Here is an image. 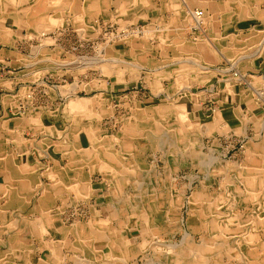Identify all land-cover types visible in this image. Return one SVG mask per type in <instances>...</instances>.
Masks as SVG:
<instances>
[{"label": "crops", "instance_id": "crops-1", "mask_svg": "<svg viewBox=\"0 0 264 264\" xmlns=\"http://www.w3.org/2000/svg\"><path fill=\"white\" fill-rule=\"evenodd\" d=\"M198 9L203 10L201 27H191L190 13ZM83 14L85 23L115 15L136 19L148 27L155 24L160 30L168 27V42H160L156 33L136 37V48L130 55L133 61L122 57L132 53V46L129 50L111 47L112 55H118L107 58L115 65L113 74H103L96 81H76L78 71L90 66H77L69 59L61 63V49L39 44L37 39L42 34L35 27L48 15L66 17L65 22L67 16L81 21L78 15ZM51 29L48 36L55 34L56 29ZM262 30L264 0H0V264H41L42 260L66 264L68 259L74 260L70 254L74 234L68 233V226L76 218L69 222L70 210L77 206L76 198L81 196L86 179L92 190L83 202L79 199L86 207L82 221L98 215L117 225L121 236L129 235L136 227L128 230L118 223L121 214L113 190L114 175L121 173L116 168L144 167L136 157L134 141L138 148L140 142L147 143L146 134L153 133L151 127L156 121L173 116L172 102L183 101L192 130L203 132V147L205 141L215 145L221 156L227 145L232 150L230 166L261 168L256 176L264 180ZM199 67L205 72L196 77L190 70ZM134 88L136 91L131 90ZM61 99L67 102L63 110ZM114 103L136 109V119L149 118L146 124L151 123V129L141 136L139 131L148 127L136 120L120 133H109L100 122L99 110L106 116L115 114ZM99 143L103 149L98 156L86 154L90 146ZM200 152L205 162L198 159L195 164L205 168L214 156ZM207 185L201 179L198 188L205 190ZM205 192L202 198L208 197ZM213 194V199L220 195L215 190ZM109 195L113 201L107 200ZM52 205L61 209L64 230L61 236L53 232L52 238L45 240L36 224ZM259 229L264 231V226ZM261 237L264 239V232ZM65 245L67 249H63ZM47 252L53 253L55 260L46 258ZM34 253L42 254L38 262L33 261Z\"/></svg>", "mask_w": 264, "mask_h": 264}, {"label": "bare ground", "instance_id": "bare-ground-1", "mask_svg": "<svg viewBox=\"0 0 264 264\" xmlns=\"http://www.w3.org/2000/svg\"><path fill=\"white\" fill-rule=\"evenodd\" d=\"M21 2L22 1H20V3ZM56 2H58V1H56ZM60 3H62V2L60 1ZM60 9L65 10V6L60 4ZM83 10H84V8H83ZM190 14L192 16L191 19H193V21L190 19L191 21H190L189 25L191 27L200 28L201 24H202V17L196 16L194 11L193 12L191 11ZM113 16H115V15H113ZM79 17L83 20L85 15L84 14L79 15ZM65 18L66 17H63V16L56 17L53 15H48L47 20L44 23H42L41 25L36 26L35 29L40 31L42 36L45 37L44 39H48V32H50V30H53V29L49 30V28H54V29L58 30L60 25H62L61 23H64ZM123 20L126 22H129V21H133L134 19L130 20V18H127V19H123ZM92 26L95 29V23H93ZM182 26H184V25H182ZM148 28L150 29V31L148 29L149 34L152 33L151 31H155L157 33V35L160 38H162V40L164 42H168L167 41V39H168V37H167L168 36V31H167L168 27H161V30L156 28L155 26H150ZM157 31H160V32L158 33ZM262 31H264V30H262ZM149 34H147V35L144 34V36L145 37L151 36ZM134 36H136V35H134ZM179 50H181V49H179ZM255 52L256 51H254V53ZM111 57L112 56H110V58ZM243 57H245V55ZM163 61H166V60H163ZM236 61H234V62H236ZM134 64H135V62H134ZM193 69H196V68L193 67ZM192 72H196V71H192ZM204 72H205L204 69L199 67V69L196 72V77L199 76V74L204 73ZM177 74L179 75L180 73H177ZM240 74H241V71H240ZM177 83H178V81H177ZM179 85L181 86V83H179ZM189 85H190V83H189ZM73 88H75V87H73ZM60 89H61V87H60ZM64 92L67 93L66 91H64ZM261 93H262V90H261ZM80 101H78V102H80ZM182 102H179V101L178 102H172L171 108L173 109V116L165 119V122L167 120L169 121V119L171 120L170 121L171 123L167 122L169 124V127H170L167 129V131L168 130L172 131V132H169V131L168 132L170 134H172L173 140L176 142V143H173V145L168 146L169 148H168L167 154H168V158H169V156L172 158H177V155L182 158L184 154H187V155L192 156L194 159L193 162L196 163L195 161H197L198 159L200 160V158H201V156L199 155L200 154L199 152L201 151V148L203 147L202 137H201L203 132L202 131L193 132L191 130V128H192L191 122H190V119L188 118V116L186 114V110L184 109ZM83 108H81V109H83ZM229 110H231V109H229ZM241 110H243V109H241ZM148 119L147 118L146 119L140 118V117H138L136 119V109H135V110H132L130 112V114L126 117L125 124L127 125V123H130V121H131V123H133V121H136V120H137L136 122L146 124L148 122ZM152 120H156V119L154 118ZM159 124H162V123L158 119L156 121V125H159ZM161 127L167 128L164 123ZM139 133H141V132L139 131ZM106 135L107 134H104V136H106ZM146 135L148 137H150L153 140V142H155L158 145L156 134L148 132ZM104 140H106V138H104ZM149 140L147 138L146 141L148 142ZM178 142H182L183 146H179ZM100 147L103 149V146H101L100 144L95 145V146H90V148L86 154L87 155H92V154L94 155L95 154V156H98L97 153H99L98 149ZM131 148H132V146H131ZM233 167H234V169H232L228 172L229 175H231V173L234 172L233 173L234 175L233 176L231 175V177H229L230 180L229 179L227 180V182H229L228 187H230L232 189L231 186L234 185V189L236 190L237 187L241 188V185L242 184L244 185V192L242 195H243L244 200H247V202L252 201L254 203V206L252 207L253 208L252 213H245V212L243 213L242 211L234 210V209H221L222 205H224L225 203H228V200H226V201L222 200V198L224 196H217L216 195V197L212 200L211 199L210 200H203L202 195L204 194L203 193L204 190H203V188L197 187L195 189V191L193 192V194H194L193 198L194 199L189 201V205H190L189 213L191 215V220L193 219V216H196V218H197L196 222L197 221L200 222L201 220H205L206 221V228L208 230H210L211 232H214V234H212V237H209V239H207V241L205 242V247H203V251L197 252V250L190 249V251H188L186 253L184 251H180L178 249L177 245L175 247L176 248L175 250L172 251L171 249H169L171 251H166V252L169 253L170 255H169V257H166L164 259L165 264H216L215 261L217 260L218 256H221L224 253L225 254L231 253L232 255L234 254L235 256H237V260H238L239 264H264V239L261 237V231L259 229V226H264V223L262 222V221H264V180H262V178L260 179V177L256 176V174H258L261 171V168L250 167L246 164H239L237 166L234 165ZM116 169L119 170V173H121V176L114 175L115 180H116V189L113 190V193L117 194V196L115 197V201L117 202L118 209H119L120 214H121L119 219H120L121 223L126 221L127 225H125V226L128 228V230L131 229L132 227H137L138 233L134 237H136L138 235L145 237L146 235H148L147 233L150 230L152 233H157V231L160 229V226L163 225L166 221H167L166 223L170 222V225H172L173 221L169 216L172 209H170V208H168L167 210L163 209L164 200H158L159 199L158 193L157 192L153 193V191H156V188L152 187L151 189L149 188L146 191V189H144V187L141 186V184H140V186L137 184V182H139L142 179V178H138V177H140V175H142V176L144 175V177H145V175H148V172L147 173L144 172L147 169L142 167L141 165H140V169L138 167H136V169L135 168H129L126 165L120 166V169H119V167H117ZM123 173L125 176L123 175ZM127 174H133L134 177L127 176ZM122 175L125 177L124 179H123ZM131 178H135V179H131ZM131 182H134L135 185L131 184ZM230 182L232 184H230ZM139 183H141V182H139ZM144 183H146V182H144ZM83 184H84L83 187L85 189V192L81 191L79 193V194H81V196L77 195V198L78 197H88L91 194L92 186L90 185L89 179H86V181ZM135 188H136V190H135ZM133 191H136V193H134ZM174 196L175 195L172 193H170L168 196L165 195V197L168 198V202L170 203L169 206H173L174 204L180 202V198L178 197L179 200H176V198L174 199ZM194 205H195V207H194ZM60 213H61V209L58 208L57 206H54V205H52L51 208H49L43 212V217H42L41 222L39 224L38 223L36 224L39 226L37 228V232L39 233V235L43 239H44V236L46 234L53 233V232H56V233L59 232V234L61 236V233L64 230V227H63L64 221L61 219ZM194 221H195V219H194ZM247 222H250V224L249 225H243L242 224V223L247 224ZM218 231H220V232L218 233V236L216 237L215 232H218ZM69 232H73L72 234H74L73 237L75 239L77 238L79 240L80 239L83 240V241H79V244H78V245H81L82 247L79 248V246L75 245V247H76V248L74 247L75 252L77 254L79 253V254H83V255L87 256V257H79L76 255L77 257L75 258L74 264H125L126 262H128V258L130 256L131 252H133L135 250H136V252L142 251L144 244H145V242L139 243V242L133 241L129 237V235H124V236L122 235L121 236L119 233L120 231H119L118 226L111 227L110 222H105V221L101 220L98 215H92L91 219L89 221H82L79 219L74 220L72 222V224L68 226V233ZM180 232H181V230H180ZM32 233H33V231H32ZM186 236H187V234H184V232H183V237H186ZM127 238H129V241L126 242L125 240H127ZM100 239H104L107 242L106 244H108V247H109L108 252H106L104 250V248L98 249L95 247V243L98 242V240L100 241ZM136 239H138V238H136ZM194 241L195 240H193V242ZM75 243H77V241ZM234 243L237 244V246H235V248L233 246ZM47 244H48V242H45V246ZM227 244H229V248H225V247H228ZM72 246H73V243H72ZM170 246L173 247V245H170ZM56 248H58V246ZM46 250H48V249H46ZM176 250H178V251H176ZM72 254H74V253H72ZM118 254H120V255L118 256ZM51 260H55L54 255L52 256ZM41 264H49V263L42 260Z\"/></svg>", "mask_w": 264, "mask_h": 264}, {"label": "rangeland", "instance_id": "rangeland-1", "mask_svg": "<svg viewBox=\"0 0 264 264\" xmlns=\"http://www.w3.org/2000/svg\"><path fill=\"white\" fill-rule=\"evenodd\" d=\"M80 20L81 21H79L78 18L74 19L73 16H69L66 19L67 22L65 21L64 23H61L62 25H60L59 29L55 30V34H54L55 36L54 35L48 36V39H44L45 37L41 36L37 39V42L41 44L42 46H46V45L54 46L55 45L59 47L61 49V56H60L61 63L66 62L64 61V59H69L71 63H75L77 66L81 65L86 68L90 66L86 70L81 69L82 70L81 73H79L78 71L76 81H81V79H83L84 81L85 80L96 81L98 80V78L103 77L102 76L103 74H106V75L113 74L112 73L113 69L111 68L114 67L115 65L112 66L114 63L112 61H109L107 58H110V56L113 57V56H118V55L114 53L112 55L111 47L116 48L118 46H121V47L124 46L125 49L129 50V47L132 46V50H133L134 48H136V37H139V36L145 37L144 34L147 35L149 34V31H150L148 26L144 25V23L142 24L137 23L136 19L133 21L126 22L123 19H120L113 15L109 17H105V18L95 17L93 18V20L87 21V23H85L84 20L82 19ZM93 23H95V29L92 26ZM151 26H155L156 28H159L158 25H155V24ZM50 29L51 28H49V30ZM151 32L152 33H150L149 35L153 37V35L156 32L155 31H151ZM157 32L159 33L160 31H157ZM156 38L161 42L162 38H159L157 33H156ZM133 52L134 50L132 51V53H127V54L125 53L123 54V56L122 55L120 56L125 57L124 59L129 57V60L133 61V59L130 56L133 54ZM86 64H90V65H86ZM133 71H136V69H134ZM190 71H197V70H190ZM131 90L136 91V88L131 89ZM62 92L64 91L62 90ZM133 95L135 96L136 94H133ZM114 104H116L115 114L106 116V115H103L102 110H99V118H100L101 124L105 128L107 127L106 130H108L109 133L116 134V133H120L122 129H124V126H126L125 124L126 117L130 114L131 110H135V109H133V107L131 106L121 107V106H118L117 103H114ZM66 105H67V102L64 99H61L60 109L61 110L65 109ZM101 113L103 116H101ZM140 118H144V117H140ZM159 121L162 124L156 125L155 127L153 126L151 127L153 130V133L157 135L156 137H157L158 145L156 144L155 146L154 145L155 143L153 142V140L147 135L146 137L148 138V140L150 139L149 140L150 142H147L149 144L145 142L143 143L140 142L141 143V144L139 143L140 148H138V145H136V140L134 141V145L136 149L135 153H136V157L138 161H140L141 164H143L145 168H148L147 170L144 171L145 173L148 172V175H145V177L144 175L143 176L140 175V177L138 178H142L139 181L141 183L137 182V184L139 186L141 184V186H143L144 189H146V191L149 188L151 189L152 187L156 188V191H153V193L154 192L158 193L159 195L158 200H164V203H163L164 210H167L168 208L172 209L169 216L173 222H172V225H170V222L166 223L167 222L166 221L163 225L160 226V229L157 231V233H152L150 230L147 233L148 235H146L145 237L140 236V235L134 237V235L138 233V229L137 227L133 228L129 232L131 239L139 243L145 242V244H144L142 251L136 252L135 250L131 252L128 258V262H126L125 264H165L164 259L166 257H169L170 255L166 251L175 250L176 245L178 246V249L180 251H184L186 253L190 251V249L197 250V252L203 251V247H205V242L207 241V239H209V237H212V234H214V232H211L210 230L206 228L205 220L196 222V219H197L196 216H193V219L191 220V215L189 213V210H190L189 201L194 199L193 192L195 191L196 187L201 186V179H205V181L208 183L207 185L208 189H205V190L203 189V190L206 191L205 194H207L209 198L208 197L202 198L203 200H210V199L212 200L213 199L212 196L214 195L213 190H215V192L220 193V195L218 194L217 196H223L221 193H224V194L226 193L225 196L222 198V200H225V201L228 200V203H225L224 205H222L221 209H234V210L242 211L243 213L244 212L252 213L250 210L252 208L251 202L250 201L247 202V200H244L243 195H242L244 192V185L242 184L241 188L237 187L236 188L237 191L234 189V185L231 186L232 189L228 187L229 182H227V180L228 179L230 180L229 177H231V175L232 176L234 175L233 174L234 172H233L231 173L230 176H227L229 175L228 171L234 169L233 167L234 164H232L233 166L232 165L230 166L229 164L232 158L231 157L232 150L230 147H227V145H225V149L221 151L223 154L220 156L218 154L220 152V149L217 148L215 145L206 143L205 141L206 146L203 147V150L201 151L204 153V155L213 154L214 156L213 158L210 157L209 162H207V164L204 165L205 168H202V167L200 168V166L196 165L193 162L194 160L193 157L187 154H184L182 158L177 155V158H173L171 162L167 160L168 158L167 151L169 148L168 146L173 143H176L173 140L172 134L168 132L169 130L167 131V129L170 128L167 122H170L171 120L169 119V121L167 120L165 122V118H159ZM163 123L166 125L167 128L161 127ZM150 125L151 123L149 125L145 124L144 126L148 127ZM193 127L195 130L200 129L199 126H193ZM148 129L149 127L146 128V130L143 129L140 135L144 136L145 132ZM192 131L195 132L194 130ZM106 136H103L102 138H106ZM178 144L179 146H183L182 142H178ZM203 146H204V143H203ZM100 149L101 147L98 150ZM199 153H200L199 155L201 156L200 162L203 163L205 157L202 156L201 152ZM131 184H134V182H131ZM230 184L232 183L230 182ZM83 191L85 192V189ZM133 192L136 193V191H133ZM170 193L175 195L174 199L176 198V200H179L180 198V202L174 204L173 206H169L170 203L168 202V198L165 197V195L168 196ZM87 198L88 197H78L76 199V201L78 202L77 206H74L72 208L74 210H70L71 211L70 218H69L70 223L73 221L74 218L84 220V218L86 217L84 209L86 207L83 205L82 199H87ZM79 199L82 202H80ZM107 200L113 201L112 195H109ZM262 222L264 223V221ZM118 223H120L119 225H123V226L127 225L126 221L121 223L120 219L118 220ZM242 224L249 225L250 222H247V224L246 223H242ZM110 225L111 227H114L112 223H110ZM127 232L128 231L126 229L122 231V233L124 234H126ZM183 232L184 234H187L186 237H183ZM219 232L220 231L215 232L216 237L218 236ZM262 232L264 231H261V235H262ZM70 233L72 234L73 232H69V234ZM45 238H46L45 240H48L52 238V236L50 233H48L46 234ZM136 238H138L139 240ZM193 240L195 241L193 242ZM76 241L77 243H75ZM79 241H83V240L81 239L79 240L77 238L73 239V242H72L73 246L71 245V249L73 252L71 253L68 252V253L70 254L74 253L71 256V258H73L74 260L68 259L66 264H74L75 258L77 256L87 257L83 254H79V253L77 254L75 252V249H74L75 245L79 246V248L82 247L81 245H78ZM125 241L126 242L129 241V238H127V240ZM234 244L233 246L235 248L237 244L235 245ZM170 245H173V247H171ZM227 246L228 247H225V248H229V244H227ZM95 247L98 249L104 248L106 252L109 251V247L106 244V241H103V240H100V241L98 240ZM29 248H31V245H29ZM63 249H67V246L66 245L63 246ZM119 255L120 254H118V256ZM31 256L34 262H38L40 258H42V254L40 253L39 254L34 253ZM44 256L46 258L51 259L53 256V253L47 252L44 254ZM215 262L216 264H239L237 260V256H235L234 254L232 255L231 253H226V254L224 253L221 256H218ZM53 264H62V263L53 262Z\"/></svg>", "mask_w": 264, "mask_h": 264}, {"label": "built area", "instance_id": "built-area-1", "mask_svg": "<svg viewBox=\"0 0 264 264\" xmlns=\"http://www.w3.org/2000/svg\"><path fill=\"white\" fill-rule=\"evenodd\" d=\"M194 13H195L196 16H198V17H202V15H203V10H201V9L194 10ZM3 69H4V68H3ZM233 74L237 76V75H238V72H237V71H234Z\"/></svg>", "mask_w": 264, "mask_h": 264}]
</instances>
